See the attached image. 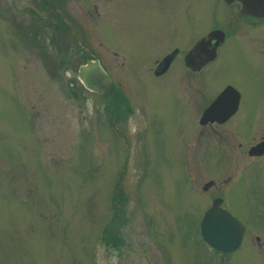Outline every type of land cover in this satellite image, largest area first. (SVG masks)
<instances>
[{"label": "rangeland", "instance_id": "374dc122", "mask_svg": "<svg viewBox=\"0 0 264 264\" xmlns=\"http://www.w3.org/2000/svg\"><path fill=\"white\" fill-rule=\"evenodd\" d=\"M162 1L0 0V264H264V155L262 168L248 173L247 151H235L252 134L201 137L205 160L194 167L184 133L191 116L183 117V135L180 115L172 116L185 109L178 92L171 97L161 82L139 81L166 36L188 46L225 14L213 0L202 17L196 0H165L166 9ZM230 15L232 38L212 82H234L244 103L253 98L264 110V23ZM244 51L259 56L255 69L241 59ZM92 56L134 103L123 122L119 107L106 108L111 88L95 92L77 77ZM256 118L246 146L264 135V113ZM206 147L215 151L207 159ZM235 166L221 195L247 230L238 249L220 253L204 241L200 222ZM211 178L216 186L204 190Z\"/></svg>", "mask_w": 264, "mask_h": 264}, {"label": "flooded vegetation", "instance_id": "af4514ba", "mask_svg": "<svg viewBox=\"0 0 264 264\" xmlns=\"http://www.w3.org/2000/svg\"><path fill=\"white\" fill-rule=\"evenodd\" d=\"M174 3L176 0H168ZM168 1L163 0L162 4H166L163 6V9H166L168 6ZM206 0H196L195 8L197 10L196 16L202 17L206 14V10L208 8V4L205 2ZM215 3L218 2L220 4L222 11L225 14L226 23L222 24L224 20H222L221 24H213L211 28H209L207 31L201 33L200 37L197 39H194L192 41V44H188V46H183L179 43H172L169 40V37H165V43H163L162 47L156 48L155 53L148 57L145 64V70L146 74L140 78V84L143 82L150 81H159V85H162L163 87H168L170 91L173 92L171 97L178 92V96L180 97V105L185 106V109L179 108V110L175 111L172 116L174 115H180L179 122L180 125L178 127V130H180L178 133L181 135L183 133L182 129L184 128L185 124H183V117L187 114L191 116V123H189V126L187 127L186 131L184 132L187 136V142L185 144L188 151L192 152V158L190 159V164L192 163L194 167L198 166V163L201 164L205 159L201 158V155L199 154L200 148L204 145L202 143V140L200 139L203 136H208L212 140L211 142H214L217 140V135H223L226 140L230 139V133L233 131H240V128H244L246 133L249 135L252 134L251 139H255V136L253 135L255 133V127H256V120L254 122L250 121L249 119L252 117L257 116L258 112L261 114L264 113V110H259L257 107V104L255 105V101L253 98H250V100L247 103H244L243 101V92L238 88V86L230 81L225 84H221L218 87L214 85L213 76H216L219 70H220V63L217 65L218 62H220V59L224 56L223 54V47L228 43V41L232 38L231 36V28L229 29V17H231L230 13L232 11L233 15L238 18V20H248L251 25L258 26L259 24L264 23V16H256L251 13H247L243 10V5L241 0H213ZM155 3V1H154ZM217 4V3H216ZM154 5H152L151 8H148L150 10H154ZM224 7H226L227 11L224 10ZM159 9V7H157ZM234 10V11H233ZM208 24V22L206 21ZM156 29H158V37L162 38L165 36L164 27L162 24L157 23ZM152 36V33H151ZM232 52L236 54V50L233 49ZM240 60V58L238 57ZM245 63H248L250 69H255L257 64L259 63V56L257 53L247 54L244 51V57L241 58ZM217 60V61H216ZM215 62V63H214ZM210 65L214 67L213 69L209 68ZM259 68H264V66L260 63L258 64ZM175 68V69H174ZM181 69L184 70V77L180 76ZM176 70L175 75L174 72ZM204 70H206L207 73H202ZM172 72V74L169 73ZM212 73L211 75L209 73ZM207 76V80L201 78L204 75ZM174 76V78L172 77ZM154 77V78H153ZM229 85H233L239 92V94L235 95L233 99H230V102H225L220 105L219 112L215 116V119H208L206 122H202V116L206 110V108L213 102V100ZM117 87V86H116ZM208 88L214 90L213 94L209 96L210 91ZM117 90L121 93H118V96L121 99V103L114 105V96H111L110 94V101L113 103L111 107H119L120 111V121H124L125 118L131 117L135 113L134 103L133 101L128 97L127 90L124 88L123 85L118 86ZM170 98V97H169ZM169 100V99H168ZM161 102V109L158 108L159 115L161 113L164 115L165 109H167V104ZM143 108L145 103H142ZM255 105V106H254ZM236 108V110L233 112L231 111L228 113L231 108ZM118 110V108H116ZM258 109V110H257ZM145 110V108H144ZM146 112V126L145 130H149L151 121L148 120V113ZM167 113V112H166ZM162 115V116H163ZM170 117V120L172 118ZM169 120V121H170ZM230 122V124H228ZM242 123V125H241ZM220 127H226L227 132L225 131L222 133L219 131ZM200 134V135H199ZM183 135V134H182ZM202 135V136H201ZM178 136L175 141V146L179 140ZM245 141H240L238 144L235 145V151H238V154L240 155L243 150V154L248 153L249 162L251 163V168L249 169L250 173L252 171L253 167H259L262 168V163L258 161V157L264 155L262 154H251L250 149L251 147L259 142L260 140H264V135H262L259 139H257L255 142L251 143L249 146H246L245 143L250 141L251 139L243 138ZM194 141V142H193ZM174 146V150H175ZM232 145L227 144L226 148L224 150L229 149ZM213 146L211 145V148ZM223 150V151H224ZM226 152V151H225ZM201 154H204L206 159L212 154V156L215 154V151L209 150L208 147L205 148L204 151H202ZM186 155V152H185ZM181 153L178 158L180 160ZM181 161V160H180ZM259 162V164H257ZM239 171L238 166H235V169L233 170V174H230L227 180L223 182L222 185H220L217 189L218 193L214 195L212 202L217 197H223V205L225 202V197L221 195V190H224L233 182L231 178L235 176ZM248 175V174H247ZM234 179V178H233ZM209 180H214L213 184H211L207 189H204V185L206 184V181L202 188L204 190H208L210 187L216 186L217 180L214 178H211ZM238 179H235L234 182L237 183ZM247 230V229H246Z\"/></svg>", "mask_w": 264, "mask_h": 264}, {"label": "water", "instance_id": "95a60500", "mask_svg": "<svg viewBox=\"0 0 264 264\" xmlns=\"http://www.w3.org/2000/svg\"><path fill=\"white\" fill-rule=\"evenodd\" d=\"M241 1L244 11L264 16V0ZM78 77L89 90L95 92H104L112 82L111 75L105 70L100 60L93 58L81 63ZM237 94L239 92L234 86H227L206 108L202 116V122H206L208 119H215V116L220 111V105L230 102L229 100L233 99ZM235 110V107L231 108L228 113ZM250 152L252 154L263 153L264 140L253 145ZM213 182L214 180L206 182L204 188H208ZM222 202L223 197L215 198L213 204L205 211L201 220V233L211 246L224 251H233L242 242L245 226L236 215L221 205Z\"/></svg>", "mask_w": 264, "mask_h": 264}, {"label": "trees", "instance_id": "16d2710c", "mask_svg": "<svg viewBox=\"0 0 264 264\" xmlns=\"http://www.w3.org/2000/svg\"><path fill=\"white\" fill-rule=\"evenodd\" d=\"M112 88H113V89L110 91L109 95L107 96L106 108H109V109H110L111 105H113V103H114V105H117V104H120V103H121V99H120V97L118 96V93H121V92H119V91L117 90V87H116L115 84H113ZM71 91L74 92L75 94H77V92H76L74 89H71ZM110 94H112L111 96H114L115 101H114L113 103L110 101V97H111ZM120 111H121V110L119 109V110H118V115H120V114H119ZM108 112H110V111H108ZM108 240H111V239L109 238ZM112 241H113L115 244L117 243L115 238H113ZM117 244H118V243H117Z\"/></svg>", "mask_w": 264, "mask_h": 264}]
</instances>
